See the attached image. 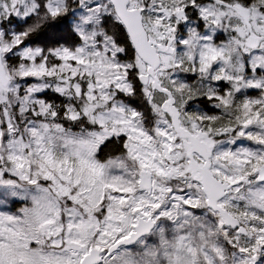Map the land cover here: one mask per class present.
I'll return each instance as SVG.
<instances>
[{"label": "snow or ice", "instance_id": "obj_1", "mask_svg": "<svg viewBox=\"0 0 264 264\" xmlns=\"http://www.w3.org/2000/svg\"><path fill=\"white\" fill-rule=\"evenodd\" d=\"M0 264H264V0H0Z\"/></svg>", "mask_w": 264, "mask_h": 264}, {"label": "flooded vegetation", "instance_id": "obj_2", "mask_svg": "<svg viewBox=\"0 0 264 264\" xmlns=\"http://www.w3.org/2000/svg\"><path fill=\"white\" fill-rule=\"evenodd\" d=\"M195 79V77L194 76H191L190 74H189V82H192L193 80ZM249 95H256V92H255V90H250L249 91ZM196 107H201V108H205L206 109V105L204 106V105H201L200 103L199 104H194L193 105V108H196Z\"/></svg>", "mask_w": 264, "mask_h": 264}, {"label": "rangeland", "instance_id": "obj_3", "mask_svg": "<svg viewBox=\"0 0 264 264\" xmlns=\"http://www.w3.org/2000/svg\"><path fill=\"white\" fill-rule=\"evenodd\" d=\"M9 207H12L11 205H9ZM18 207V206H17ZM12 210H15V208H12Z\"/></svg>", "mask_w": 264, "mask_h": 264}, {"label": "trees", "instance_id": "obj_4", "mask_svg": "<svg viewBox=\"0 0 264 264\" xmlns=\"http://www.w3.org/2000/svg\"><path fill=\"white\" fill-rule=\"evenodd\" d=\"M200 104L205 106V104H203L202 102Z\"/></svg>", "mask_w": 264, "mask_h": 264}]
</instances>
